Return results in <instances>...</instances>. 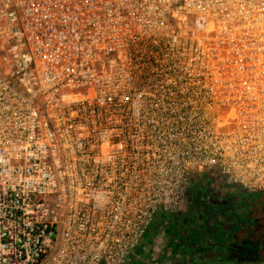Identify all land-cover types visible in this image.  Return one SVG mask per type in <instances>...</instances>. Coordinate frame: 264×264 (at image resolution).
Here are the masks:
<instances>
[{"label":"built area","instance_id":"obj_1","mask_svg":"<svg viewBox=\"0 0 264 264\" xmlns=\"http://www.w3.org/2000/svg\"><path fill=\"white\" fill-rule=\"evenodd\" d=\"M206 171L264 193V0H0V264H128Z\"/></svg>","mask_w":264,"mask_h":264},{"label":"rangeland","instance_id":"obj_2","mask_svg":"<svg viewBox=\"0 0 264 264\" xmlns=\"http://www.w3.org/2000/svg\"><path fill=\"white\" fill-rule=\"evenodd\" d=\"M166 216L172 218L165 220V228L159 229L163 218L156 216L150 230V236L154 235L152 243L134 254L128 264H194L189 259L180 260L172 252L177 236L173 223L181 221L190 226H219L212 239L222 237L229 242L230 264H264V193L242 192L214 172L193 174L182 210ZM189 231L190 227L187 234Z\"/></svg>","mask_w":264,"mask_h":264},{"label":"crops","instance_id":"obj_3","mask_svg":"<svg viewBox=\"0 0 264 264\" xmlns=\"http://www.w3.org/2000/svg\"><path fill=\"white\" fill-rule=\"evenodd\" d=\"M158 217L163 218L158 224V229L165 228L166 222L168 218H172L166 216L167 214L158 213ZM156 215V216H157ZM155 216V218H156ZM154 221L149 228L145 238L143 239L140 246L136 249L134 254L142 250L145 246H149L152 243L150 236V230L155 224ZM174 227L176 228V237H175V246L174 249L171 245L166 242V244L170 245L172 248V252L176 254V256L183 260L189 259L194 264H228L229 263V255L230 249L228 247L229 242H224L222 237L219 240L214 241L212 238L215 235V229H218L219 226H211L209 224L203 223L202 224H189L181 221L173 223ZM190 227L189 234H187V229ZM167 228V227H166ZM154 234V232H153ZM189 235V236H188ZM222 235V232H221ZM165 240V239H164ZM151 242V243H150ZM133 254V255H134ZM230 264V263H229Z\"/></svg>","mask_w":264,"mask_h":264}]
</instances>
